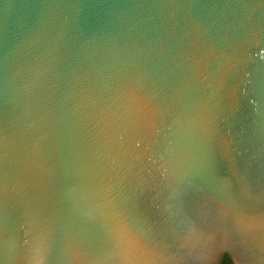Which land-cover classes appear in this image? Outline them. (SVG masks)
Listing matches in <instances>:
<instances>
[{
  "label": "water",
  "instance_id": "95a60500",
  "mask_svg": "<svg viewBox=\"0 0 264 264\" xmlns=\"http://www.w3.org/2000/svg\"><path fill=\"white\" fill-rule=\"evenodd\" d=\"M226 255L264 264V0H0V264Z\"/></svg>",
  "mask_w": 264,
  "mask_h": 264
},
{
  "label": "snow or ice",
  "instance_id": "6c2138e0",
  "mask_svg": "<svg viewBox=\"0 0 264 264\" xmlns=\"http://www.w3.org/2000/svg\"><path fill=\"white\" fill-rule=\"evenodd\" d=\"M101 229L105 239L113 247H120L125 242L126 225L114 214L102 219Z\"/></svg>",
  "mask_w": 264,
  "mask_h": 264
},
{
  "label": "trees",
  "instance_id": "16d2710c",
  "mask_svg": "<svg viewBox=\"0 0 264 264\" xmlns=\"http://www.w3.org/2000/svg\"><path fill=\"white\" fill-rule=\"evenodd\" d=\"M222 264H232V259L229 255H226L225 258L223 259Z\"/></svg>",
  "mask_w": 264,
  "mask_h": 264
}]
</instances>
